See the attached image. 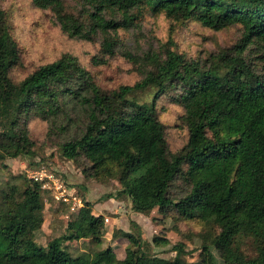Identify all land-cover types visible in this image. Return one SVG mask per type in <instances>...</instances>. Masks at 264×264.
I'll list each match as a JSON object with an SVG mask.
<instances>
[{
    "label": "trees",
    "instance_id": "obj_1",
    "mask_svg": "<svg viewBox=\"0 0 264 264\" xmlns=\"http://www.w3.org/2000/svg\"><path fill=\"white\" fill-rule=\"evenodd\" d=\"M29 2L50 13L69 39L97 43L96 65L123 58L138 80L102 88L71 53L16 79L22 52L12 15L0 6V173L19 158L36 166L28 129L36 118L61 137L60 156L85 181L120 178L121 189L108 199L126 197L135 214L170 217L192 228L183 235L201 245L199 261L191 263L193 251L183 243L153 237L152 247L169 246L162 253L174 254L162 258L133 225L138 232L125 235L121 257L110 246L90 251L104 240L105 220L83 202L78 214L69 213L76 218L65 234H51L42 246L35 235L43 226L45 192L21 174L0 183V264H264V0ZM160 15L169 22L165 43L146 51L127 46L148 17ZM189 23L215 32L237 27L241 37L190 57L171 40L173 30ZM164 97L180 109L187 132L176 151L157 111ZM67 240L85 241L90 254L75 256Z\"/></svg>",
    "mask_w": 264,
    "mask_h": 264
},
{
    "label": "rangeland",
    "instance_id": "obj_2",
    "mask_svg": "<svg viewBox=\"0 0 264 264\" xmlns=\"http://www.w3.org/2000/svg\"><path fill=\"white\" fill-rule=\"evenodd\" d=\"M0 6L12 15L13 34L18 42L19 50L22 52V67L13 73L16 79H21L35 67L49 63L61 54L71 53L95 76L96 82L102 88L111 89L121 84L130 85L138 80L132 66L123 58H112L106 64L96 65L91 58L98 50L97 43L69 39L56 26L50 13L35 9L29 0H2ZM140 34L130 38L126 42L127 46L133 51H146L149 46L156 49L169 38V22L162 15L148 17L142 24ZM137 37L138 41H134ZM240 37L241 30L237 27L215 32L205 29L197 23H189L187 27L173 30L171 34V40L177 44L178 50L190 57L204 56L209 51H215L217 46H230L236 43ZM150 99L151 96L147 100ZM157 111L160 121L166 127L165 137L168 147L170 151H176L187 140V132L185 129H181V124L178 121L181 111L170 105L166 97L157 103ZM28 129L35 142L32 161L37 167L29 165V159L9 160L7 168L0 173V183L5 182L10 176L27 175L28 172L37 170L42 164L48 170L58 174V177L63 181L65 180L68 189L74 191L83 202L88 201L93 215L104 218V240L99 247L95 245L87 247L90 251L110 246L115 256L121 257L128 244L125 235L129 232L134 234L138 232L133 227L136 225L142 239L150 247L153 245V237L166 238L171 244L183 243L186 250L193 251V254L187 257L188 262L199 261L200 240L197 237L189 240L183 235L194 233L192 228L187 229L182 224L176 225L170 217H163L157 211H153L149 215L135 214L126 197L108 199L107 195L114 196L121 189L120 178H114L108 182L85 181L80 169L60 156L57 144L61 137L57 134L53 135L46 123L32 118L28 123ZM42 200L44 221L41 231L35 237L38 244L45 246L51 234L54 237L64 235L67 223L76 217L70 215L63 205L51 197L50 193L45 192ZM83 243L86 242L67 240L65 245L69 246V250L75 256L83 252L90 254L87 249H83ZM168 248L169 246L152 247V250L162 258H170L174 254L162 253ZM248 254L253 256L251 252Z\"/></svg>",
    "mask_w": 264,
    "mask_h": 264
},
{
    "label": "built area",
    "instance_id": "obj_3",
    "mask_svg": "<svg viewBox=\"0 0 264 264\" xmlns=\"http://www.w3.org/2000/svg\"><path fill=\"white\" fill-rule=\"evenodd\" d=\"M27 177L40 184L41 190L51 194L60 205H63L69 213L78 214L83 207L82 199L65 182L55 176L52 170L40 165L37 170L28 172Z\"/></svg>",
    "mask_w": 264,
    "mask_h": 264
},
{
    "label": "crops",
    "instance_id": "obj_4",
    "mask_svg": "<svg viewBox=\"0 0 264 264\" xmlns=\"http://www.w3.org/2000/svg\"><path fill=\"white\" fill-rule=\"evenodd\" d=\"M85 191V190H84ZM88 202V201H87Z\"/></svg>",
    "mask_w": 264,
    "mask_h": 264
}]
</instances>
